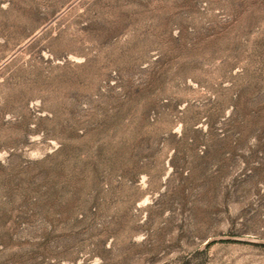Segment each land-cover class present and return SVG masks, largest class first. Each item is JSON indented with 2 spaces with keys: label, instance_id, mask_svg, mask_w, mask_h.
Masks as SVG:
<instances>
[{
  "label": "rangeland",
  "instance_id": "1",
  "mask_svg": "<svg viewBox=\"0 0 264 264\" xmlns=\"http://www.w3.org/2000/svg\"><path fill=\"white\" fill-rule=\"evenodd\" d=\"M0 264H264V0H0Z\"/></svg>",
  "mask_w": 264,
  "mask_h": 264
}]
</instances>
